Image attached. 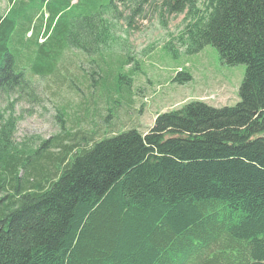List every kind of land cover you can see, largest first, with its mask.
<instances>
[{
  "label": "trees",
  "instance_id": "trees-1",
  "mask_svg": "<svg viewBox=\"0 0 264 264\" xmlns=\"http://www.w3.org/2000/svg\"><path fill=\"white\" fill-rule=\"evenodd\" d=\"M6 2L0 264H264V0ZM122 10L128 25L147 10L164 24L183 16L186 55L210 46L221 63L245 66L239 102H190L158 115L145 133L128 130L80 151L60 135L17 143L15 106L36 103L32 78L54 73L64 50L98 66L119 39ZM113 76L114 86L109 77L101 84L118 95L131 78L121 66ZM190 81L183 72L173 82Z\"/></svg>",
  "mask_w": 264,
  "mask_h": 264
},
{
  "label": "rangeland",
  "instance_id": "rangeland-1",
  "mask_svg": "<svg viewBox=\"0 0 264 264\" xmlns=\"http://www.w3.org/2000/svg\"><path fill=\"white\" fill-rule=\"evenodd\" d=\"M7 9L6 0H0V15ZM129 15L130 11L122 10V20L116 23L119 39L109 43L111 47L103 52L98 66L85 54L64 50L54 73L32 78L36 103L19 102L15 106L16 114L23 117L17 125V143L60 135L65 145L73 144L80 151L128 130L145 133L158 115L190 102L216 108L239 102L245 66L221 63L210 46L196 55H186L178 42L183 16L165 18L164 24L159 11L147 10L144 19L135 18L128 25L124 19ZM169 44L180 48L178 53L166 47ZM126 57L128 64L120 65ZM120 66L121 76L131 80L122 81L120 94H109L101 81L109 77L107 87L114 86L113 74ZM183 72L191 81L184 85L173 82Z\"/></svg>",
  "mask_w": 264,
  "mask_h": 264
}]
</instances>
